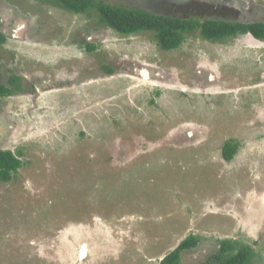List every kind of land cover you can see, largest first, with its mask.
<instances>
[{
	"label": "rangeland",
	"instance_id": "1",
	"mask_svg": "<svg viewBox=\"0 0 264 264\" xmlns=\"http://www.w3.org/2000/svg\"><path fill=\"white\" fill-rule=\"evenodd\" d=\"M106 1L151 11L152 0ZM181 1L177 12L158 6L181 17L198 10L185 13ZM0 2L16 19L0 80L14 73L38 90L0 102L1 144L24 160L0 182V264H158L190 234L200 243L183 264H205L225 238L251 243L252 264H264V40L214 41L208 54L194 32L165 51L155 32L124 36L97 13ZM233 2L255 4L251 15L264 21V0ZM89 36L105 51H86ZM16 53L46 63L22 67ZM230 139L240 147L229 161Z\"/></svg>",
	"mask_w": 264,
	"mask_h": 264
},
{
	"label": "trees",
	"instance_id": "2",
	"mask_svg": "<svg viewBox=\"0 0 264 264\" xmlns=\"http://www.w3.org/2000/svg\"><path fill=\"white\" fill-rule=\"evenodd\" d=\"M50 1V0H48ZM55 5L74 12L80 16H93L97 13L96 23L106 26L121 35H133L141 30L155 32V37L161 49H180L190 34L197 32L198 37L214 41H222L228 36H236L250 31L257 39L264 40V22L235 23L221 19H202L190 15L181 17L168 14V11H147L141 8L127 6L123 3H111L106 0H53ZM185 13L187 12L184 10ZM93 22V23H95ZM6 35L0 31V47L6 42ZM85 50L95 52L100 43L85 42ZM106 73H114L116 69L111 64L102 62ZM11 84L20 88L19 76L13 77ZM11 88L0 83V98L10 93ZM154 101V100H153ZM223 145V155L232 159L238 151L240 143L232 139ZM20 153L23 151L19 149ZM12 149L0 148V182H8L20 174L24 160ZM200 243V236L190 234L176 247L160 259L158 264H183V253ZM251 243H243L238 239L225 238L221 240L219 251L205 264H252L258 255ZM258 260V259H257Z\"/></svg>",
	"mask_w": 264,
	"mask_h": 264
},
{
	"label": "flooded vegetation",
	"instance_id": "3",
	"mask_svg": "<svg viewBox=\"0 0 264 264\" xmlns=\"http://www.w3.org/2000/svg\"><path fill=\"white\" fill-rule=\"evenodd\" d=\"M164 1V0H163ZM181 0H167V2H170V3H173L172 6H174V10L175 12H177L179 9L176 8V6H179L180 4L183 3V1ZM247 1V0H245ZM159 2H162V0H152L151 3H150V8H148L149 10L151 11H161V8H159L158 4ZM186 4L188 3L187 5V8L189 10H186L187 12L186 13H190L191 11H194L195 9H198L196 12L194 13H191V14H194L193 16L197 15V16H201L202 19H221V20H226V21H229V22H237V23H249V22H253V21H256V19L253 17V15H251L252 13L250 12V9L249 7L252 6V10L254 12L258 11L259 8L257 6H254L253 4H251V0H249V4H251L249 7L246 5V6H237L233 0H187V1H184ZM16 3V2H15ZM168 3V4H170ZM204 3V4H203ZM254 3V2H253ZM0 4H4L3 2H0ZM14 3L12 2H8V4L5 3L6 6H9V5H13ZM203 4V5H202ZM129 6V5H127ZM131 7H134V6H131ZM254 7V9H253ZM136 8V7H135ZM158 8V9H157ZM166 8V5L164 6V10ZM181 12V10H180ZM179 12V13H180ZM253 12V13H254ZM183 14V13H182ZM261 14H264V12L262 11ZM9 13L7 11H5L4 9H1L0 8V31L2 33H4L6 35V42L4 43V45H6V43H8L7 41H9V39H12V32L10 31L11 29H9V26L12 27L15 25V21L16 19L13 17V16H8ZM11 17L13 19H11L12 21H9L6 17ZM264 22V21H263ZM92 31L89 30V34L90 36L92 35ZM248 34H251L253 37L254 35L250 32V31H247L245 33H240V34H237L236 36H228V39H225L223 40V43L224 44H227L228 42H233V41H236V40H239L240 38H242L244 35H248ZM89 37H87V41L86 42H93V43H97L98 41L97 38L95 40H90ZM255 38V37H254ZM203 39V38H202ZM13 40V39H12ZM209 39H203V41H206L205 42V46H206V50H207V53L208 52H211L213 50V47L211 48L210 47V43H214V40H211L213 42H210L208 41ZM227 42V43H226ZM78 43H81V41L79 39H76L74 38L73 39V45H76ZM222 43V44H223ZM42 44V43H41ZM204 44V42H203ZM202 44V45H203ZM221 46V45H219ZM86 48V46H85ZM99 50L102 49L104 50V47H101V48H98ZM105 51V50H104ZM209 54V53H208ZM218 55H221L220 53H218ZM15 59L18 60L20 58V60L22 61L21 63H19V65L21 64L22 65H26L28 63H30L32 66H38V65H44L46 63L44 59V57L40 60H37V58H31V54H19V53H16L14 55ZM112 57V56H110ZM114 57V56H113ZM235 58V56H233ZM163 59V58H162ZM237 57L235 58V60L233 61H236ZM114 60H112L111 62H113ZM233 61L231 60L229 63L227 62H224L223 64V67L225 70V73L228 74V70L231 68V66L233 65ZM160 64L163 63V62H159ZM225 63L227 64V67L225 65ZM9 64H12L13 63H10ZM115 65V64H114ZM23 67V66H22ZM158 67V66H157ZM236 67V66H235ZM12 71H14L13 67L10 68ZM17 70V69H16ZM15 70V71H16ZM82 70V69H80ZM85 70V69H84ZM87 73L90 72L89 70H85ZM155 73H158V70L155 72ZM154 73V74H155ZM103 74V71L102 73ZM114 73H111V74H108L107 73V76H111L113 75ZM12 76H10L5 82L0 80V83H4L8 86V88H11V92L10 93H7L5 94L3 97H10V98H13L14 95H19V96H23L22 94H19V92H23L25 94V91L29 92H33V93H36L38 90H37V86L36 85H30V88L28 87V85L26 86V84H24V82L20 79L19 77V82H20V88L18 89V87L14 86L13 84H11V81H12V78L15 77L14 73L11 74ZM161 75V74H159ZM159 75H157L159 77ZM16 77H18V75H16ZM159 80H162V79H159ZM155 84V83H154ZM157 84H155L156 86ZM163 87L166 85L170 90L171 89H174V86L173 85H168V84H163ZM182 86V82L180 84ZM159 89L162 90V86L158 85ZM165 89H168L166 87H164ZM182 90V88H181ZM184 90V89H183ZM1 99L2 97L0 98V102H1ZM214 101H216V99H214ZM3 134L0 133V136H2ZM2 140L0 139V148L1 149H7V148H10L12 149V145H10L9 147H4L2 144ZM20 148H13L12 150L16 153H18L19 157L22 158V155H23V152L20 153L19 150ZM22 150V149H21ZM23 151V150H22ZM238 152V151H237ZM236 152V153H237ZM236 153L233 155V158L234 156L236 155ZM224 156V155H223ZM231 160V159H230ZM229 160V161H230ZM217 188V187H216ZM231 239H235V238H231Z\"/></svg>",
	"mask_w": 264,
	"mask_h": 264
},
{
	"label": "crops",
	"instance_id": "4",
	"mask_svg": "<svg viewBox=\"0 0 264 264\" xmlns=\"http://www.w3.org/2000/svg\"><path fill=\"white\" fill-rule=\"evenodd\" d=\"M250 35H251V34H250ZM251 36H252V35H251ZM203 42H206V41H203ZM0 133H1V132H0ZM0 139L3 140L1 136H0Z\"/></svg>",
	"mask_w": 264,
	"mask_h": 264
},
{
	"label": "clouds",
	"instance_id": "5",
	"mask_svg": "<svg viewBox=\"0 0 264 264\" xmlns=\"http://www.w3.org/2000/svg\"><path fill=\"white\" fill-rule=\"evenodd\" d=\"M136 8H138V7H136ZM141 9H142V8H141ZM255 38H256V37H255ZM256 39H257V38H256ZM143 77L146 78L144 75H143ZM229 160H230V159H229Z\"/></svg>",
	"mask_w": 264,
	"mask_h": 264
},
{
	"label": "bare ground",
	"instance_id": "6",
	"mask_svg": "<svg viewBox=\"0 0 264 264\" xmlns=\"http://www.w3.org/2000/svg\"><path fill=\"white\" fill-rule=\"evenodd\" d=\"M87 251V250H86ZM87 253V252H86Z\"/></svg>",
	"mask_w": 264,
	"mask_h": 264
}]
</instances>
